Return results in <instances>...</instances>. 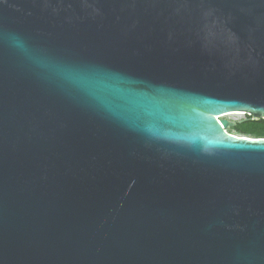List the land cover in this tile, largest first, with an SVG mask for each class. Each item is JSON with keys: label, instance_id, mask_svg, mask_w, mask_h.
Returning a JSON list of instances; mask_svg holds the SVG:
<instances>
[{"label": "water", "instance_id": "95a60500", "mask_svg": "<svg viewBox=\"0 0 264 264\" xmlns=\"http://www.w3.org/2000/svg\"><path fill=\"white\" fill-rule=\"evenodd\" d=\"M227 115L264 120V0H0V264H264Z\"/></svg>", "mask_w": 264, "mask_h": 264}, {"label": "trees", "instance_id": "16d2710c", "mask_svg": "<svg viewBox=\"0 0 264 264\" xmlns=\"http://www.w3.org/2000/svg\"><path fill=\"white\" fill-rule=\"evenodd\" d=\"M230 131L246 138L264 139V120L246 117L245 121L237 122Z\"/></svg>", "mask_w": 264, "mask_h": 264}, {"label": "rangeland", "instance_id": "374dc122", "mask_svg": "<svg viewBox=\"0 0 264 264\" xmlns=\"http://www.w3.org/2000/svg\"><path fill=\"white\" fill-rule=\"evenodd\" d=\"M245 118L243 116H239V117H233V118H226L225 120L229 121V122H240L243 121ZM228 134L235 136V137H242L239 135H235L233 132H231L230 130H228Z\"/></svg>", "mask_w": 264, "mask_h": 264}, {"label": "bare ground", "instance_id": "6f19581e", "mask_svg": "<svg viewBox=\"0 0 264 264\" xmlns=\"http://www.w3.org/2000/svg\"><path fill=\"white\" fill-rule=\"evenodd\" d=\"M239 116H242V115H227V116H225V117H223V118H235V117H239Z\"/></svg>", "mask_w": 264, "mask_h": 264}, {"label": "built area", "instance_id": "2783aa9c", "mask_svg": "<svg viewBox=\"0 0 264 264\" xmlns=\"http://www.w3.org/2000/svg\"><path fill=\"white\" fill-rule=\"evenodd\" d=\"M244 118H246V116H244V115H242ZM245 120V119H244ZM235 124L237 123V122H234Z\"/></svg>", "mask_w": 264, "mask_h": 264}]
</instances>
